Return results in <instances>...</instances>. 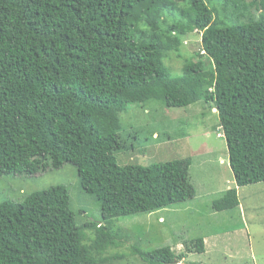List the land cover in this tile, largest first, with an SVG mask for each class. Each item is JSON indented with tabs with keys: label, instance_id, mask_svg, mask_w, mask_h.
I'll return each instance as SVG.
<instances>
[{
	"label": "trees",
	"instance_id": "obj_1",
	"mask_svg": "<svg viewBox=\"0 0 264 264\" xmlns=\"http://www.w3.org/2000/svg\"><path fill=\"white\" fill-rule=\"evenodd\" d=\"M260 11L264 0H0V177L70 164L103 222L168 213L193 199L190 159L118 165L116 154L133 149L119 134L120 116L131 106L203 104L216 112L235 183L211 209L238 208L237 187L264 182ZM195 32L201 48L173 76L164 59ZM103 222L78 224L64 186L3 202L0 264L109 263L120 255L105 254L129 235ZM182 245L180 254L136 242L131 251L143 264L205 253L202 238Z\"/></svg>",
	"mask_w": 264,
	"mask_h": 264
},
{
	"label": "rangeland",
	"instance_id": "obj_2",
	"mask_svg": "<svg viewBox=\"0 0 264 264\" xmlns=\"http://www.w3.org/2000/svg\"><path fill=\"white\" fill-rule=\"evenodd\" d=\"M243 1L258 3L260 0ZM260 13L264 11L256 16ZM229 23L226 21L227 25ZM243 23V19L238 21V24ZM200 44L201 34H190L183 39L179 53L164 59L173 76L181 75L183 65L200 50ZM157 104L131 106L121 114L119 134L133 149L116 154L117 163L120 166L146 167L158 163L172 166L173 161L190 159L192 165L187 169V177L197 190L193 199L177 203L168 213L160 211L103 222L100 202L82 191L76 169L65 164L58 170L48 168L32 177L14 174L0 177V204L23 203L32 193L54 186L66 187L78 224L103 222L129 235L120 249L105 254L120 257L105 264H143L132 255L131 246L135 242L145 252L169 247L180 254L184 251L182 242L204 237L215 241L217 248L211 250L215 252L209 256L190 254L184 264H264V182L237 187L240 206L213 212V201L235 187L216 112L203 104L182 109H167ZM85 234L92 237L89 231Z\"/></svg>",
	"mask_w": 264,
	"mask_h": 264
},
{
	"label": "crops",
	"instance_id": "obj_3",
	"mask_svg": "<svg viewBox=\"0 0 264 264\" xmlns=\"http://www.w3.org/2000/svg\"><path fill=\"white\" fill-rule=\"evenodd\" d=\"M193 187H194V190H195L194 196L196 197L197 190H196V187L194 185H193ZM162 220L165 222V218L164 217L162 218ZM202 239L204 241V247H205V253L202 254V255L209 256V255L213 254L215 251H211V250L213 248H217V246L215 245V241L211 240L210 238H207V237H204Z\"/></svg>",
	"mask_w": 264,
	"mask_h": 264
},
{
	"label": "clouds",
	"instance_id": "obj_4",
	"mask_svg": "<svg viewBox=\"0 0 264 264\" xmlns=\"http://www.w3.org/2000/svg\"><path fill=\"white\" fill-rule=\"evenodd\" d=\"M215 111V110H214Z\"/></svg>",
	"mask_w": 264,
	"mask_h": 264
}]
</instances>
